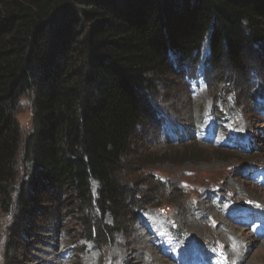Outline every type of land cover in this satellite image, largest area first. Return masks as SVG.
<instances>
[{"label": "trees", "instance_id": "trees-1", "mask_svg": "<svg viewBox=\"0 0 264 264\" xmlns=\"http://www.w3.org/2000/svg\"><path fill=\"white\" fill-rule=\"evenodd\" d=\"M206 41L207 89L209 69H226L264 113V67L251 64L264 56V0H0V215L13 219L11 238L23 236L44 202L61 220L79 214L81 239L94 247L135 222L149 198L132 196L122 171L153 116L149 76L185 71L187 85ZM226 79L212 101L217 123L239 117L242 98ZM22 98L27 134L16 117ZM54 221L51 233L62 229ZM170 229L181 237L175 223Z\"/></svg>", "mask_w": 264, "mask_h": 264}, {"label": "rangeland", "instance_id": "rangeland-1", "mask_svg": "<svg viewBox=\"0 0 264 264\" xmlns=\"http://www.w3.org/2000/svg\"><path fill=\"white\" fill-rule=\"evenodd\" d=\"M207 53L206 41L201 63ZM251 64L257 69L264 67V56L251 59ZM201 67L188 86L183 80L185 71L163 80L149 76L153 89L147 95L153 116L124 158L122 171L130 194L149 200L146 207L135 211V222H126L125 232L115 234L106 247H94L81 239L79 214L61 220L51 212V204L44 202L34 219L26 222L19 239L10 236L8 227L13 219L0 215V264H180V258L183 264H264V116L252 100L241 97L245 92L241 79L234 80L223 68L209 69V89H205ZM225 75L226 81L235 82L230 91L239 92L242 98L241 120L227 124L215 139L228 140L227 135L234 134L236 128L252 145L248 153L211 146L212 101L223 83L220 76ZM155 116L164 124L162 132L155 126ZM16 117L27 134L31 130L27 99L22 98ZM248 167L254 174L246 177ZM153 175L165 183L154 181ZM96 187L93 183L94 190ZM95 212L90 214L97 225ZM101 218L112 226L108 214ZM54 220L62 229L51 233L48 229ZM171 221L178 225L186 244L171 237Z\"/></svg>", "mask_w": 264, "mask_h": 264}, {"label": "bare ground", "instance_id": "bare-ground-1", "mask_svg": "<svg viewBox=\"0 0 264 264\" xmlns=\"http://www.w3.org/2000/svg\"><path fill=\"white\" fill-rule=\"evenodd\" d=\"M149 235V234H148ZM154 236V235H153ZM155 237V236H154ZM153 238V237H152ZM156 238V237H155ZM157 239V238H156ZM167 254V253H166ZM171 258V257H170ZM174 259V258H171ZM193 259L196 261V257L194 256ZM174 262H176V260L174 259ZM180 264H183V261L181 260V258L179 259ZM210 264V263H207ZM229 264H233V261H230Z\"/></svg>", "mask_w": 264, "mask_h": 264}]
</instances>
